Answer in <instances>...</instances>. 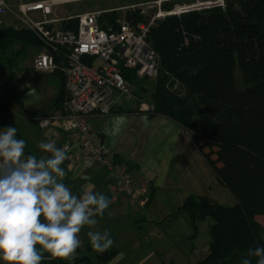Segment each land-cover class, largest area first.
I'll return each mask as SVG.
<instances>
[{
  "label": "trees",
  "instance_id": "1",
  "mask_svg": "<svg viewBox=\"0 0 264 264\" xmlns=\"http://www.w3.org/2000/svg\"><path fill=\"white\" fill-rule=\"evenodd\" d=\"M224 1L225 7L165 16L147 36L157 53L159 74L150 92L154 109L143 112L169 117L192 133L217 182L236 201L228 207L203 196L184 200L181 209L193 223L212 220L208 253L197 264H242L250 248L264 246V227L256 220L264 216V0ZM162 10L172 11V4L164 3ZM152 15L139 8L124 17L136 23ZM119 16L106 12L100 24L114 23ZM75 24L64 22L61 27ZM16 43L22 45L17 54L31 45L42 46L26 29L0 27V53L7 54ZM229 54L235 67L232 77ZM51 73L63 84L60 69ZM125 77L132 83L130 75ZM0 94V118L6 120L8 102L22 107L21 98L8 81L0 84ZM64 102L61 89L52 112L61 111ZM131 112L140 111L119 107L113 114ZM115 253L100 254L99 263L109 262ZM41 264L63 263L42 259Z\"/></svg>",
  "mask_w": 264,
  "mask_h": 264
},
{
  "label": "crops",
  "instance_id": "2",
  "mask_svg": "<svg viewBox=\"0 0 264 264\" xmlns=\"http://www.w3.org/2000/svg\"><path fill=\"white\" fill-rule=\"evenodd\" d=\"M19 4L23 3H13L8 0L10 11L7 12L14 16L19 24L3 25L0 22V27L12 26L25 29L16 17V7ZM55 15L58 19L71 17H59V12ZM30 16L36 20L41 19L38 12L31 13ZM54 26L59 28V23ZM16 44L19 46L20 43ZM36 47L39 51L34 53L32 62L38 54L45 52L43 46L37 45ZM20 49L21 47L18 51L13 52V56ZM6 60L9 62L13 59L7 57ZM230 61L228 56V64ZM9 64L11 71L8 74L11 76H0V84L8 81V86L19 93L22 107H18L16 102L11 107L8 102L10 110L6 114V120L0 119V130L7 126L4 122L7 121L17 129L18 138L25 141L26 152L36 155L38 158L50 155V153H44L39 149L38 145L41 141H54L57 147L65 148L67 146L66 152H78L80 146L78 132L67 131L61 123L42 130L34 121L36 117L49 115L53 111V106L62 89V79L59 75L39 71L42 73L40 80L32 81L22 72L18 79L12 82L13 72L18 67L20 69V64L16 61ZM229 76L231 77L230 69ZM53 77L59 80L60 86ZM139 105L130 101L122 107L136 109L140 112L115 113L109 116L90 115L87 122L93 130V136L112 150L120 162L128 165L135 183L148 182L147 203L144 206H138L131 203L126 196H119L116 201H112L107 192L109 185L115 181L114 177L105 168L90 159H83L73 164H62L61 167L66 172L63 182L71 188L74 194L82 195L84 191L102 192L111 200V203L103 215L93 217L97 220L95 226L86 225L81 229L79 233L81 245L74 253V259L65 260L54 257L43 251L37 244L36 247L41 251L43 260L58 259V262L63 264H79L76 262L79 258L81 259V256L90 259L91 254H96L99 263L98 256L100 254L115 251L114 257L105 264L121 261V255L130 259L124 258L127 261L126 264H137L136 260L144 259L140 239H145L148 236V230L152 227L156 225L161 227L171 223L176 217L175 215H183L182 222H178V226L174 224L173 229H178L179 235L183 234L181 238L182 241H185V249L187 246L185 258L189 262L185 259L184 264H197L199 259L207 255L212 220L205 219L193 223L189 213L181 209L184 200L190 195L203 196L228 207L234 206L236 201L229 191L217 182L215 174L195 147L192 133L169 117L151 116L144 113ZM118 116L128 117V122L119 133L106 135L105 128L111 132L113 118ZM145 116L148 119L147 126L141 119ZM256 220L264 227V216H259ZM200 226L205 230L203 247H200V244L196 242L195 230ZM105 230L110 233L114 244L103 251L93 249L87 233L89 231L104 232ZM152 235L154 237L156 234ZM127 246H130V249L124 252ZM0 264H5V262L0 260Z\"/></svg>",
  "mask_w": 264,
  "mask_h": 264
},
{
  "label": "built area",
  "instance_id": "3",
  "mask_svg": "<svg viewBox=\"0 0 264 264\" xmlns=\"http://www.w3.org/2000/svg\"><path fill=\"white\" fill-rule=\"evenodd\" d=\"M59 2L43 0L16 7V17L21 25L45 48L44 53L35 57L34 69L41 72L60 69L63 74V109L36 117L34 121L42 130L61 123L67 131L78 132L79 151L67 152L63 164L92 160L115 179L107 192L112 201L126 196L131 203L144 206L148 200V182L137 184L133 181L128 165L120 162L112 150L93 136L87 118L90 115L109 116L124 102L133 99L125 72L135 77L157 80V53L147 39L151 27L165 16L196 8L178 12L158 11L136 23L125 17L117 18L114 23L105 22L101 26V12L58 19L54 8ZM9 11L8 0H0V16ZM34 12H38L41 19L31 17L30 14ZM71 21H76L75 26L61 27L62 23L69 24ZM58 23L59 28L54 26ZM139 107L143 111H152L154 104L150 102Z\"/></svg>",
  "mask_w": 264,
  "mask_h": 264
},
{
  "label": "clouds",
  "instance_id": "4",
  "mask_svg": "<svg viewBox=\"0 0 264 264\" xmlns=\"http://www.w3.org/2000/svg\"><path fill=\"white\" fill-rule=\"evenodd\" d=\"M145 126L147 117H141ZM128 117L113 118L111 132L117 134ZM47 156L26 152L15 127L0 130V260L5 264H41L43 251L61 259H74L81 245L79 233L84 226H95V215H103L111 200L102 192L74 194L64 182L61 167L67 158L66 147L54 141L38 145ZM90 244L103 251L114 244L110 233L89 231ZM242 264H264V246L250 248Z\"/></svg>",
  "mask_w": 264,
  "mask_h": 264
},
{
  "label": "rangeland",
  "instance_id": "5",
  "mask_svg": "<svg viewBox=\"0 0 264 264\" xmlns=\"http://www.w3.org/2000/svg\"><path fill=\"white\" fill-rule=\"evenodd\" d=\"M43 0H11L13 3H34ZM164 3L172 4V11L171 12H178L179 10H186L189 8H204V7H211L214 5L224 6V0H72L68 2H59V5L54 8V13L59 12V17H76L78 15L86 14V13H93V12H101L102 14L106 12L115 11L119 13L120 16L118 18H124L126 13L129 10L133 9H143L147 13H157L158 11L165 12L162 10V5ZM101 14V16H102ZM117 19V18H116ZM0 22L3 25L8 24H19L18 21L12 16L10 13L0 16ZM38 40V39H37ZM39 41V40H38ZM40 43V42H39ZM19 47H22L21 44L19 46L16 44L14 48L7 52V56H2L0 53V76L8 75L11 71V65L9 63H13L14 61L20 64L19 67L13 72V79L11 80L14 82L18 79V77L23 72L29 78L34 80H40L42 73L35 70L33 68L32 58L33 56L39 51L38 47L35 45L26 47L22 53L14 54L19 50ZM28 48V49H27ZM27 49V50H26ZM35 53V54H34ZM13 59L8 62L6 59ZM229 59L231 60L230 65V75L233 76L235 72V67L233 63V55L229 54ZM2 73V74H1ZM4 73V74H3ZM127 75H130L132 78L131 90H132V97L133 99L131 102L134 104H143L148 105L152 100L150 99V92L152 84L155 82L154 80H150L148 78H139L135 77L129 72H125ZM54 78V77H53ZM20 79V78H19ZM54 81L59 83L60 82L57 78H54ZM14 102H10V106H13ZM129 102H124L123 106ZM174 220L171 223L166 225L155 226L148 230V236L142 239L141 246H142V257L143 260L139 259L136 260L137 264H184L185 259V251L187 250V246L185 249V241H182V235H179V231L173 229V225L177 224L178 222H182L183 215H175ZM210 219V218H209ZM211 220V219H210ZM180 229V228H179ZM150 231V232H149ZM196 231L197 239L196 242L200 244V247L204 245V237H205V230L200 226ZM207 232V231H206ZM156 234L154 237L152 234ZM207 241V240H206ZM130 246H127L124 249V252L128 251ZM138 255V254H136ZM55 257V256H54ZM84 258V256H81ZM130 260L129 258L121 255V261L112 264H126L127 261ZM80 259V258H79ZM91 264H99L96 259V254H91L90 256ZM189 262V261H188ZM79 264H86V263H79Z\"/></svg>",
  "mask_w": 264,
  "mask_h": 264
},
{
  "label": "water",
  "instance_id": "6",
  "mask_svg": "<svg viewBox=\"0 0 264 264\" xmlns=\"http://www.w3.org/2000/svg\"><path fill=\"white\" fill-rule=\"evenodd\" d=\"M0 119H2V118H0ZM4 122H5V124H6L7 126H11L7 121H4ZM11 127H12V126H11ZM83 262H87V263L91 264L90 259L87 258V257H84V258L79 259L76 263H83Z\"/></svg>",
  "mask_w": 264,
  "mask_h": 264
},
{
  "label": "bare ground",
  "instance_id": "7",
  "mask_svg": "<svg viewBox=\"0 0 264 264\" xmlns=\"http://www.w3.org/2000/svg\"><path fill=\"white\" fill-rule=\"evenodd\" d=\"M61 2H68V1H72V0H60Z\"/></svg>",
  "mask_w": 264,
  "mask_h": 264
}]
</instances>
